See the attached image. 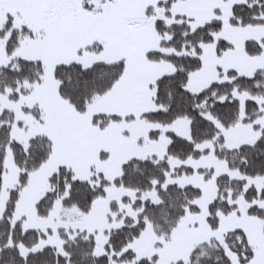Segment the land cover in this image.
Listing matches in <instances>:
<instances>
[{
  "label": "snow or ice",
  "instance_id": "6c2138e0",
  "mask_svg": "<svg viewBox=\"0 0 264 264\" xmlns=\"http://www.w3.org/2000/svg\"><path fill=\"white\" fill-rule=\"evenodd\" d=\"M176 5L177 0H0V74L13 73L10 82L0 81V130L4 133V139L0 140V189L9 171V158L16 162L23 152L25 163L34 162L32 169L25 166L21 170L16 164V185L0 211V223L6 225L0 232L3 264H9L5 260L8 251L15 252L12 259L18 258V264H47L43 256L49 249L57 254L56 264H74L69 248L76 238H92L98 243L100 232L109 231L99 229L95 223L97 200L108 204L107 211L112 214L115 228L123 231L130 228L133 234L143 235L152 226L151 216L157 212L167 216L164 202L155 194L161 189L168 192L171 186L180 188L185 195L180 206V224L191 218L190 227L198 228L203 223L206 231L187 255L177 258V264H190L192 252L205 241L216 242L214 246L220 250L216 259L221 264H264V240L251 235L242 223L226 224L230 218L244 215L259 214L256 219L264 220V92L251 90L259 89L264 83L260 80L264 77V32L246 39L244 51L252 57L249 69L223 62L225 53L234 49L223 30L264 26V0H233L230 15L225 14L228 0H223L213 5L211 18L203 23L197 22L191 13L177 11ZM244 5L246 10L240 11ZM141 8L156 36L155 42L144 50V59L150 64L165 65L168 70L160 71L148 83L150 89H155L150 107L139 113H117L113 118L139 116L147 120V139L160 143L163 149L130 159L160 166L161 176L144 177L143 188L117 197L122 206L117 213L108 194L112 187H124L128 162L115 176L95 171L84 178L68 161H57V132L40 93L41 89L51 87L56 94L78 101L79 107L72 105L74 110L87 111L86 101L94 99V94H107L106 90L124 81L136 56L122 38V32L126 16L133 11L139 14ZM161 8L162 14L156 15ZM148 10L153 13L150 17ZM177 24L184 28L182 33L171 31ZM179 36L187 44L178 43ZM118 39L121 54L114 60L105 59V50ZM58 46L65 51L58 54ZM213 46L218 57L215 77L203 87H193V78L207 68V50ZM88 52L97 57L91 63L83 58ZM20 65L34 68L35 75L21 73ZM37 104L39 107L33 112ZM3 117L10 118L5 123ZM96 119L98 115L94 114L93 122ZM181 122L188 126L187 135L182 136L178 131ZM205 127L212 129V135H203ZM241 128H246L249 134L236 142L234 130ZM37 136L46 137L48 142L35 143ZM218 145L225 150L223 157L217 151ZM181 149L180 156L173 155V150ZM228 152H232L233 161L243 152L239 164L228 160ZM53 164L54 171L47 174L50 184L47 191L34 201L30 211L25 210L23 196L31 178ZM205 167L209 171L215 169L211 176L201 172ZM180 169H185L186 175L199 173L206 183L227 176L238 180L242 187L227 195L218 190L217 199L223 201V207H218L215 199L209 201L208 216L201 221L193 218V213L204 210L205 189L200 184H178L175 174ZM127 176L130 180L134 178L132 172ZM58 178V186H52ZM186 188L196 192L197 197L189 198L183 191ZM242 201L247 204L246 209H242ZM121 219L126 221L124 225L115 222ZM116 239L113 236L109 240L105 235L103 250L94 248L90 253L93 264L97 258L117 264L135 255L131 244L123 248L126 240L112 247ZM158 260V254H154L138 258L137 264Z\"/></svg>",
  "mask_w": 264,
  "mask_h": 264
},
{
  "label": "rangeland",
  "instance_id": "374dc122",
  "mask_svg": "<svg viewBox=\"0 0 264 264\" xmlns=\"http://www.w3.org/2000/svg\"><path fill=\"white\" fill-rule=\"evenodd\" d=\"M182 6V3H178L176 10L183 12ZM161 10H159L158 15L162 14L163 10ZM261 32H264V26L261 25L250 26L247 29L239 27L225 28L223 34L233 42L234 49L230 48L225 53L223 62L235 64L244 70L249 69L252 66V57H249L245 53L244 45L247 37ZM122 38L128 41L136 56V60L130 67L124 81L107 94L95 96L88 104L86 113L81 114L74 110L69 103L55 93L53 88L41 89L40 100L45 104L50 117V123L54 125L57 132L56 159L57 161L65 160L74 165L78 168L79 175L84 178L90 177L95 171L115 176L121 171L122 165L126 161L131 160V157L147 154L148 152H160L163 149V145L160 143L147 139L148 122L139 116L130 120L114 121L106 129H100L93 125L92 117L94 114L139 113L150 107V97L154 95L155 89H150L148 83L155 80L160 71L168 70L165 65L150 64L144 59V50L150 47L156 39L155 33L150 28V21L144 24L139 32L132 28L129 31L125 27L122 32ZM120 43L121 41L118 39L111 47L105 50L103 54L105 59L114 60L121 54ZM64 51L62 47H57L58 54ZM207 56V68L204 72L198 73L193 78V87H203L215 77V67L218 60L215 46L207 50ZM83 58L88 63H91L97 57L92 52H88L85 53ZM38 107L39 105L37 104L32 111L35 112ZM7 120L6 118L5 122ZM177 128L182 136L188 134L187 124L181 122L177 125ZM248 134L246 128L234 130V139L236 142H239L246 138ZM7 163L9 171L5 174L4 187L0 192V211L3 210L4 203L8 201L9 193L17 181L16 163L11 158L8 159ZM54 169L55 164L40 175H34L31 178L23 196L22 207L25 210L30 211L34 201L47 191L50 186L47 174L48 171H54ZM212 171H215V169L213 168ZM212 171H209L207 167L201 169V172H207L208 176L212 175ZM176 180L179 184H200L204 187L205 193L202 203L205 205V208L201 212L193 213V218L203 221L204 217L208 216L206 207L208 202L217 199V180L206 183L199 173L195 175L192 173L183 174L176 178ZM241 187L240 185L238 191L241 190ZM225 190L228 193L235 192L232 186ZM126 191L131 190L116 186L112 187V190L108 194L109 199L117 201L120 204L117 197L124 195ZM95 207L97 208L95 223L99 229L113 228V223L110 224L107 221L108 214L110 213L107 211L108 204L97 200ZM241 207L242 209H246L247 204L242 201ZM123 209L126 210V205L123 206ZM116 212L118 213V211ZM64 218L67 219V217ZM190 220L191 218L186 219L183 224H180L170 241L156 237L150 228L144 231L143 235L131 244L137 259L140 257L149 258L154 254H158L159 260L157 264H177V258L187 255L192 245L206 235L203 223L198 228L190 227ZM118 223L120 224V222ZM228 223L233 226L242 223L248 227L251 235L264 240L261 220L244 215L242 217L230 218L226 221V224ZM105 242V232L101 231L99 242L97 243L98 250H103Z\"/></svg>",
  "mask_w": 264,
  "mask_h": 264
},
{
  "label": "trees",
  "instance_id": "16d2710c",
  "mask_svg": "<svg viewBox=\"0 0 264 264\" xmlns=\"http://www.w3.org/2000/svg\"><path fill=\"white\" fill-rule=\"evenodd\" d=\"M185 1L186 0H177V2H185ZM239 10L245 11L246 5L241 6ZM158 13L159 11H157L155 14L158 15ZM152 14H153L152 11L148 10L147 16L150 17ZM171 31L179 34L184 31V28L181 25L177 24L174 28L171 29ZM209 31L220 32V29H210ZM178 43L182 45L187 44L183 36L178 37ZM153 59H157V58H153ZM20 71L21 73L28 75L30 77L35 75V69L26 68L25 65H20ZM12 75L13 73L11 71H9L7 74H0V81L10 82ZM260 80L264 82V77H260ZM245 86L251 87L247 85ZM251 90L254 92H257V91L264 92V83H262V86L259 89L253 88ZM110 91L106 90L107 93ZM97 95H104V93L94 94V97ZM61 98L67 103H69L71 106L73 104H76V106L79 107L78 101H72L62 96ZM91 100L92 99L86 101L87 107H88V104L91 102ZM86 112L87 111L81 110L78 113L84 114ZM113 117L114 115L98 114V119H96V121L93 122V125L99 127L100 129H106L114 121L130 120V119H114ZM6 118L9 119L10 117H3L2 119L4 122ZM162 119H166V118H162ZM203 135L204 136L212 135V129L209 127H205L203 129ZM3 139H4V133L2 130H0V140H3ZM47 142L48 141L46 137L37 136L35 140V143L39 145H45ZM217 151L220 153L221 157L224 156L225 150H222L219 147V145L217 146ZM182 152H183V149H181L180 151L173 150V155L180 156ZM242 155H243V152H241L240 155L235 156L234 161H233L232 152H228L227 158L229 161H233L235 164H239ZM127 162H128V167L124 169L125 171V179L123 181L124 189L135 192V189L143 188L145 186L144 177L155 176L156 178H160L161 176L160 166H152L150 165L148 161L129 160ZM15 163L19 164L21 170H23L25 166H27L29 169L34 168V162L32 160H28L25 163V155L23 152L19 153V159ZM123 167H124V164L122 165V168ZM128 172H132L134 174V178H132L131 180L127 176ZM185 172H186L185 169L178 170L175 174V179L185 174ZM164 179L170 180L171 177H164ZM59 180L60 178H58L55 185H52V186H58ZM217 183H218V190L221 193H224L225 195H227L228 193V191L225 190L228 187L232 186V188L235 189V192H237L239 189V186L241 185L239 181L231 180L227 176H225L222 179L218 178ZM116 187H120V186H116ZM1 191L2 189H0V192ZM183 191L189 198L197 197L196 192L189 191L187 188L184 189ZM155 197L161 199L164 202L167 216L165 217V214L163 212H157L156 215L151 216L152 226L150 227V229L156 237L162 240H165V241H170L173 238L176 230L178 229L177 225L179 224L180 226L179 217L182 215L180 206L185 201V195L181 194L180 188L171 186L169 187L168 192H164L163 189L159 190L155 194ZM112 202L115 203L116 205L114 211H118L119 213L121 211V205L118 204L117 201H112ZM216 203L218 207H223V201L216 199ZM168 205H173V206L169 207ZM194 213H197V212H194ZM258 215L259 214H254L252 215V217L256 218V216ZM107 221L110 224H112V214L111 213L108 214ZM261 221L263 224V233H264V220H261ZM115 222L116 223L120 222L121 225H124L126 223V221L123 219L119 221H115ZM5 229H6V225L3 223H0V232H3ZM105 235H107L109 240H111L113 236L117 237L116 240L112 241V247H115L117 243H121L122 240H126L127 243L123 244V248H127L129 244H132L137 239V237L139 238L141 236L139 232L133 234L130 228L128 229V231H123L121 228H115V227L109 228V231L106 232ZM233 240H235V238H233ZM215 244H216L215 241L213 242L207 241V242H204L201 247H197L195 251L192 252L191 254L190 264H221L220 260L216 259V257L220 255V250H219V247L214 246ZM94 248L98 249L97 242L94 239L89 238L88 240H85L83 236L76 238L75 242L71 243L70 248H69V251L72 253L71 258L74 264H93V256L90 255V253L93 251ZM123 248L121 249V251H123ZM86 253H89V254L86 255ZM12 257H15L14 251H8L5 253V260H8L9 264H18V258L12 259ZM43 259L47 261V264H56L57 254L53 249H49L47 252L44 253ZM137 260L138 259L135 254L133 257L125 258L121 261H118L117 264H120V263L137 264ZM0 264H3V262L0 261ZM95 264H111V261H102L97 258L95 261ZM150 264H157V262L153 261V262H150Z\"/></svg>",
  "mask_w": 264,
  "mask_h": 264
},
{
  "label": "crops",
  "instance_id": "0c3cea01",
  "mask_svg": "<svg viewBox=\"0 0 264 264\" xmlns=\"http://www.w3.org/2000/svg\"><path fill=\"white\" fill-rule=\"evenodd\" d=\"M223 0H186L185 2H177L182 3V10L186 13H191L196 19L197 22L203 23L205 20H208L212 16L213 5L216 3H221ZM233 0H228V11L225 13L226 15H230L232 12ZM217 12L220 10L215 9ZM149 23V20L145 18L144 10L139 9V14L135 11L129 13L126 16V28L130 31L131 28L135 31L141 29V27Z\"/></svg>",
  "mask_w": 264,
  "mask_h": 264
}]
</instances>
